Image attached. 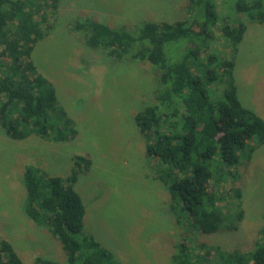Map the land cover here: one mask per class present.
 <instances>
[{"label": "trees", "instance_id": "1", "mask_svg": "<svg viewBox=\"0 0 264 264\" xmlns=\"http://www.w3.org/2000/svg\"><path fill=\"white\" fill-rule=\"evenodd\" d=\"M188 1L195 15L191 22H143L136 34L83 16L73 21L71 30L113 60L129 57L161 71L162 90L153 104L136 113L135 122L146 139L147 153L163 163L159 177L167 184L178 225L188 234H211L235 229L242 219L240 203L236 214L223 212L220 202L225 194L218 189L222 183L235 182L240 168L264 144V119L238 99L234 60L212 43L220 29L234 54L247 23L264 22V0ZM228 1H233V18L223 12ZM59 2L0 0V127L14 140L34 135L68 142L77 135L53 83L32 60L36 44L45 35L43 26L56 16ZM171 43L185 45V53L167 54L166 46ZM212 86H216L214 94L222 90L214 100ZM89 164L90 160L76 157L77 167L87 169ZM76 180L75 173L63 178L26 166L25 214L58 238L67 253L66 264H121L84 232L86 207L74 188ZM233 189L240 199L241 190ZM186 240L176 243L173 264H193L192 248ZM198 247L214 252L215 264H264V236L252 251H226L206 243ZM0 263L26 264L1 236ZM33 264L62 263L36 258Z\"/></svg>", "mask_w": 264, "mask_h": 264}, {"label": "rangeland", "instance_id": "2", "mask_svg": "<svg viewBox=\"0 0 264 264\" xmlns=\"http://www.w3.org/2000/svg\"><path fill=\"white\" fill-rule=\"evenodd\" d=\"M233 1L223 10L231 18ZM188 6V0H60L56 16L43 26L45 35L36 44L32 60L53 83L77 135L68 142L34 135L14 140L0 127V236L24 263L33 264L36 258L67 262L58 238L23 210L24 173L31 165L63 178L77 175L74 188L86 207L84 232L121 264H173L180 239H187L192 248L193 264H215L214 252L201 251L200 243L245 252L263 239L264 144L240 168L235 182L222 183L218 189L225 194L220 202L224 213L236 214L241 204L243 215L236 228L185 233L171 209L167 184L159 177L163 163L147 153L146 139L135 122L136 113L153 104L162 90L161 71L129 57L113 60L71 30L75 20L90 16L137 34L143 22L195 20ZM219 30L212 46L234 60L239 101L264 119V22L247 23L234 54ZM186 48L171 43L166 52L178 56ZM215 87L213 100L222 92L214 94ZM77 156L90 160L87 169L76 166ZM236 187L241 190L240 199L235 196Z\"/></svg>", "mask_w": 264, "mask_h": 264}]
</instances>
